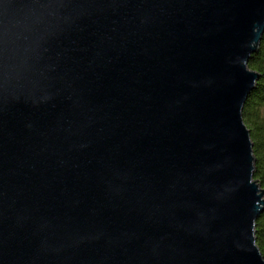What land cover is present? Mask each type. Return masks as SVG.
Instances as JSON below:
<instances>
[{
	"label": "water",
	"instance_id": "obj_1",
	"mask_svg": "<svg viewBox=\"0 0 264 264\" xmlns=\"http://www.w3.org/2000/svg\"><path fill=\"white\" fill-rule=\"evenodd\" d=\"M263 34L264 0H0V264H264Z\"/></svg>",
	"mask_w": 264,
	"mask_h": 264
},
{
	"label": "trees",
	"instance_id": "obj_2",
	"mask_svg": "<svg viewBox=\"0 0 264 264\" xmlns=\"http://www.w3.org/2000/svg\"><path fill=\"white\" fill-rule=\"evenodd\" d=\"M249 67L259 71L261 77L245 103L243 118L254 143V178L264 187V34L259 50L249 60ZM255 236L264 256V213L256 221Z\"/></svg>",
	"mask_w": 264,
	"mask_h": 264
}]
</instances>
